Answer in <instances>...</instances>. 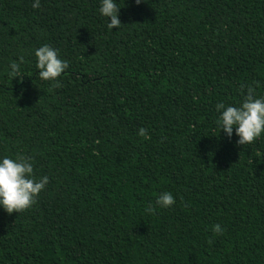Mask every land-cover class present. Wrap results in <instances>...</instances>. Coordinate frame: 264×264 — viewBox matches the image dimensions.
<instances>
[{"label":"trees","instance_id":"obj_1","mask_svg":"<svg viewBox=\"0 0 264 264\" xmlns=\"http://www.w3.org/2000/svg\"><path fill=\"white\" fill-rule=\"evenodd\" d=\"M34 2L0 0V160L49 182L0 208V264H264V132L238 145L216 111L242 84L264 97V0H114L117 29L101 0ZM45 44L69 64L59 88Z\"/></svg>","mask_w":264,"mask_h":264},{"label":"clouds","instance_id":"obj_2","mask_svg":"<svg viewBox=\"0 0 264 264\" xmlns=\"http://www.w3.org/2000/svg\"><path fill=\"white\" fill-rule=\"evenodd\" d=\"M134 2L139 5L142 0H134ZM32 7L39 8L40 0H35ZM119 10L120 7L114 0H101L99 12L110 19L107 25L109 29H117L122 25L118 18ZM34 55L40 79L55 81L52 84L53 88L61 87L58 78L69 67V64L66 60L59 58V51L45 44L35 50ZM23 62L24 58L21 56L19 63L13 61L9 65L8 75L12 79L20 77L21 80L18 82H22L20 64ZM253 84L240 86L243 99L239 106H226L222 102L216 104V111L220 113L218 119L220 129L229 139L235 129V134L239 137L236 141L238 145L251 144L264 132V97L256 98V87H259V84L257 82ZM138 135L146 139L150 138L144 128L138 130ZM48 182L47 176L37 180L30 157L18 155L13 159L5 156L0 160V208L8 214L21 213L30 209L37 203V197ZM174 203L175 198L170 192L160 193L155 200V205L161 208L171 207ZM145 210L151 214L154 213L155 207L150 203ZM212 231L215 235H222L224 229L217 224L213 226Z\"/></svg>","mask_w":264,"mask_h":264}]
</instances>
